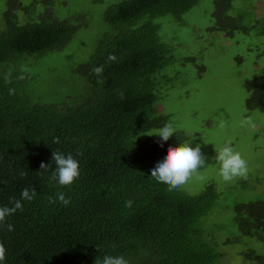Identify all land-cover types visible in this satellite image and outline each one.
<instances>
[{"label": "trees", "instance_id": "trees-1", "mask_svg": "<svg viewBox=\"0 0 264 264\" xmlns=\"http://www.w3.org/2000/svg\"><path fill=\"white\" fill-rule=\"evenodd\" d=\"M229 1L213 0L220 31L256 28V35L264 34L263 18L237 26L226 15ZM196 3L124 0L108 7L103 19L116 32L103 35L76 67L92 96L75 106L30 102L23 91L27 74L13 66L61 49L73 29L41 13L24 11L21 20L12 12L20 3H11L12 9L8 4L0 28V207L20 200L23 210L0 226L2 264H100L105 255L123 256L128 264H217L221 254L198 238L199 220L217 197L213 184L189 195L168 191L150 177L166 148L187 135L176 131L167 141L140 136L168 121L155 109V75L170 59L158 37L160 20L181 23ZM244 86L247 107L263 110L264 75ZM52 151L78 160L80 175L70 186L50 179ZM42 162L49 164L47 171L40 170ZM24 189H34L35 196L22 199ZM61 193L67 206L58 199ZM245 256L251 264H264L252 250Z\"/></svg>", "mask_w": 264, "mask_h": 264}, {"label": "rangeland", "instance_id": "rangeland-1", "mask_svg": "<svg viewBox=\"0 0 264 264\" xmlns=\"http://www.w3.org/2000/svg\"><path fill=\"white\" fill-rule=\"evenodd\" d=\"M14 1L23 9L14 8ZM121 1L0 0V28L10 3L21 20L27 17L24 11L41 13L73 29L61 49L39 58H22L13 65L27 74L23 91L30 102L75 106L91 98L88 83L76 67L87 61L103 35L115 34L103 17L108 7ZM229 2L226 15L237 26L264 19V0ZM213 11V0H197L181 16V23L172 17L160 20L158 37L167 45L170 59L155 75V109L173 121L177 131L188 138L193 134L192 146L200 144L206 157L200 169L205 179L193 178L180 188L197 195L213 184L217 197L199 220V240L221 254L217 264H251L245 256L248 251L264 257V109L247 107L249 92L244 85L264 75V34L256 35V28L248 33L220 31ZM247 118L255 123V131L242 126ZM228 141L248 162L249 170L247 178L226 183L218 175L214 156Z\"/></svg>", "mask_w": 264, "mask_h": 264}, {"label": "clouds", "instance_id": "clouds-1", "mask_svg": "<svg viewBox=\"0 0 264 264\" xmlns=\"http://www.w3.org/2000/svg\"><path fill=\"white\" fill-rule=\"evenodd\" d=\"M221 127H224L221 122ZM242 126L249 127L252 131L256 130L255 123L251 118L242 121ZM177 131L173 121H166L162 126L145 132V134L159 137L160 141H167ZM195 139L193 134L184 141L176 143L174 146H168L163 155L153 168L150 169V177L159 183L167 185L168 191L179 190L186 185L191 179L204 180L205 177L200 174V169L206 165V157L201 151V145L195 144L192 146V141ZM54 143H59V137L53 138ZM52 162L55 168L51 173L50 179L55 181L60 186H70L80 175V166L70 153L64 155L59 151H52ZM214 161L217 165V172L221 179L226 182H232L236 178H247L248 162L242 157L239 151H236L231 141L226 142L222 147L215 150ZM49 164L41 163L40 170L47 171ZM21 176L26 173L21 172ZM35 196L33 189L29 194L28 189L22 190L21 198L31 200ZM58 199L65 206L69 204V200L61 193ZM54 202V201H50ZM132 202L126 201L125 206L131 207ZM23 210L20 200L12 202L11 207H0V226H3L5 218L13 214L16 210ZM9 231L13 230L11 224L7 225ZM6 249L0 243V264L5 261ZM100 264H128V261L123 256L105 255Z\"/></svg>", "mask_w": 264, "mask_h": 264}]
</instances>
